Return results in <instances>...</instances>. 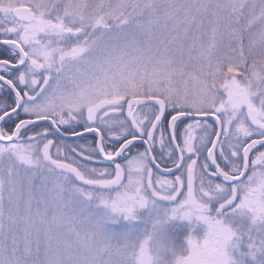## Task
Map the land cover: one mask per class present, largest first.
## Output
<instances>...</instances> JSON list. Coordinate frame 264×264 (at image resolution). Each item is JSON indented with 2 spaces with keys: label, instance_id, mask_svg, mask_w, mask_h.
I'll return each instance as SVG.
<instances>
[{
  "label": "snow or ice",
  "instance_id": "6c2138e0",
  "mask_svg": "<svg viewBox=\"0 0 264 264\" xmlns=\"http://www.w3.org/2000/svg\"><path fill=\"white\" fill-rule=\"evenodd\" d=\"M0 264H264V0H0Z\"/></svg>",
  "mask_w": 264,
  "mask_h": 264
}]
</instances>
